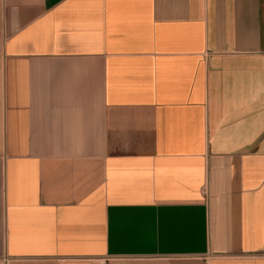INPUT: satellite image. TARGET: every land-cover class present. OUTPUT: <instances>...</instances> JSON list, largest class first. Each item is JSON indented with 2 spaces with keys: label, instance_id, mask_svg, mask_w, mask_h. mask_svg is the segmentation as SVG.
I'll use <instances>...</instances> for the list:
<instances>
[{
  "label": "crops",
  "instance_id": "0c3cea01",
  "mask_svg": "<svg viewBox=\"0 0 264 264\" xmlns=\"http://www.w3.org/2000/svg\"><path fill=\"white\" fill-rule=\"evenodd\" d=\"M0 264H264V0H0Z\"/></svg>",
  "mask_w": 264,
  "mask_h": 264
}]
</instances>
